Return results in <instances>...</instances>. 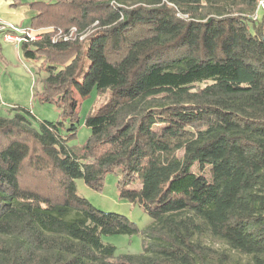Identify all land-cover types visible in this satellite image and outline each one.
Listing matches in <instances>:
<instances>
[{"label":"trees","instance_id":"obj_1","mask_svg":"<svg viewBox=\"0 0 264 264\" xmlns=\"http://www.w3.org/2000/svg\"><path fill=\"white\" fill-rule=\"evenodd\" d=\"M29 6L31 28L53 29L20 45L45 74L33 98L58 108L63 122L36 126L18 107L0 117V264H264V25L252 20L256 0ZM72 28V39L52 41ZM94 90L108 96L84 120L86 142L70 146L76 96ZM107 174L118 178V198L148 215L144 229L78 193V179L102 193ZM134 235L137 254H117L105 241Z\"/></svg>","mask_w":264,"mask_h":264},{"label":"rangeland","instance_id":"obj_2","mask_svg":"<svg viewBox=\"0 0 264 264\" xmlns=\"http://www.w3.org/2000/svg\"><path fill=\"white\" fill-rule=\"evenodd\" d=\"M49 2L54 3L55 0H50ZM260 20L262 19V14L260 13ZM48 32V31H47ZM22 60V58H20ZM23 61V60H22ZM26 70L29 76L32 78L26 84V80H18L15 82L16 86L13 89L8 88V83L4 80L5 77H8V73L6 72V68L0 64V70H2V74L0 72V117H9L12 115V107L16 104L15 100H19L20 102H25V105H16L18 108H25L30 111L32 116L35 118V125L37 126L41 121L48 122H58L62 121V117L60 115V111L52 104L40 103L39 101L33 98L32 90L28 91L27 87L29 82H32L34 85V89H40V80L45 76L43 72L38 70V64L33 61H24ZM22 67V63H19ZM3 67V68H2ZM16 70V69H14ZM21 72L22 70H17ZM2 76V79H1ZM14 77V76H13ZM27 85V87L25 86ZM107 94L98 95L96 91H92L91 94L86 98H80L76 96L78 100V110H77V132L75 137L70 139L68 145L70 146H82L86 139L89 136V130L84 125L85 118L97 109L103 102H105L107 98ZM63 122V121H62ZM69 121H64L65 129L69 127ZM210 167H205L202 174L207 178H211ZM194 173L199 172V168L197 165H194L192 168ZM118 178L114 174H107L104 179V189L102 193H98L92 191L87 188L83 183V186L76 184V189L78 193L84 197L94 208L101 212L107 213H116L128 218L129 221L133 222L139 229H144L149 223L150 218L144 212V210L137 206L131 205L128 202L121 200L117 196L116 184ZM26 183L32 185L30 180H26ZM134 188H139V183L136 182L134 184ZM106 242L114 245L116 247V253H129V254H137L141 252V237L140 236H112L106 238Z\"/></svg>","mask_w":264,"mask_h":264},{"label":"crops","instance_id":"obj_3","mask_svg":"<svg viewBox=\"0 0 264 264\" xmlns=\"http://www.w3.org/2000/svg\"><path fill=\"white\" fill-rule=\"evenodd\" d=\"M39 1V0H0V22L13 24L21 29H31L32 31H45L50 30L51 28L44 29H33L31 28V21L36 15V11L32 10L29 6L30 3ZM50 1V0H43ZM20 45H16L14 43L5 42L2 38V34L0 33V64L4 68H6V72L8 73V77H5L4 80L8 83V88L13 89L18 80H26V84L28 79L31 81L32 78L29 76L27 72V68L24 63V59L21 55ZM22 58V60H20ZM19 63H22V67ZM2 67V68H3ZM16 69V70H14ZM17 70H22L18 72ZM2 74V70H0ZM14 76V77H13ZM2 79V76H1ZM27 87V85H25ZM1 89V86H0ZM28 91L34 90V85L32 82H29ZM36 89V87H35ZM16 104L11 108H15L16 105H25V102H20V99L15 100ZM12 113V111H11ZM83 181L78 179L75 181L77 185L83 186Z\"/></svg>","mask_w":264,"mask_h":264},{"label":"built area","instance_id":"obj_4","mask_svg":"<svg viewBox=\"0 0 264 264\" xmlns=\"http://www.w3.org/2000/svg\"><path fill=\"white\" fill-rule=\"evenodd\" d=\"M260 13L262 14V19L260 20ZM252 20L255 22H261L264 25V0H256V10L252 15ZM47 31H53V29L45 31H32L31 29H21L13 24L2 23L0 22V33L5 42L14 43L16 45L21 44L22 42L27 41H37L40 39L43 33ZM75 33V29L72 28L67 34H62L61 31H58L53 37V42L57 39L69 40L72 39ZM86 35L80 37V40H83ZM75 37V36H74Z\"/></svg>","mask_w":264,"mask_h":264}]
</instances>
